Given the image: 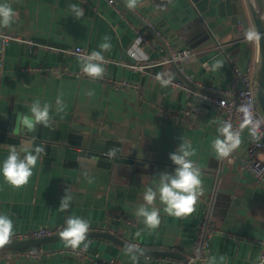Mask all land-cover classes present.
Returning a JSON list of instances; mask_svg holds the SVG:
<instances>
[{
    "label": "crops",
    "instance_id": "crops-1",
    "mask_svg": "<svg viewBox=\"0 0 264 264\" xmlns=\"http://www.w3.org/2000/svg\"><path fill=\"white\" fill-rule=\"evenodd\" d=\"M221 1L137 0L136 5L170 42L194 50L195 55L186 62L188 73L202 83L230 87L234 70L217 43L226 45L227 49L233 41V24L227 12L221 13ZM4 2L18 16L10 27L0 31L14 33L36 44L19 40L9 43L0 66V111L15 110L30 115L35 101L41 106L49 104L53 124L88 126L102 139L120 141L127 151L132 148L140 158V165L134 169L125 164L117 169L87 162L75 166L68 159L42 154L26 185L14 187L0 175V214L13 221L12 232L41 225L65 227L67 217L76 216L89 222V230L109 231L102 229L112 227L110 233L134 245L173 250L188 256L198 224L208 212L211 221L223 230L212 239L208 264H220L221 256L225 258L223 264H256L261 247L255 239H264V184L238 160L228 162L214 150L213 141L218 137L223 139L218 132L223 124L221 111L213 107L204 110L192 102L190 95L195 89L171 83L162 86L156 79L159 74L162 79L180 80L176 66L164 68L155 64L144 70L131 66L146 60L156 63L168 54L154 33L146 31L155 49L146 43H137L133 29L106 0H0ZM72 4L84 9L82 19L72 16ZM232 10L241 20L244 35L247 30L255 31L248 0H232ZM128 16L139 24L137 17L130 13ZM245 23L247 29L242 25ZM105 37L109 39L105 41ZM104 42L110 43L111 48L102 51L103 75L135 82L139 84L138 90L115 89L103 79L79 75L83 58L46 47L83 46L92 53L101 51L99 45ZM235 51H239V60L233 58L234 61L245 65L258 56L257 40L245 38ZM204 61L210 63V69L202 66ZM216 61H222L223 66L214 68ZM46 67L52 69L44 71ZM57 98L62 100L63 111H57ZM196 104L198 111L189 123L160 114L161 108L179 112ZM182 138L196 152L190 159L200 169L203 193L195 210L182 217L168 215L157 199L155 206L160 210L161 222L158 228L149 229L135 212L144 203L146 188L155 189L159 174L174 172L176 166L169 154L178 149ZM240 140L239 153L246 155L251 140L248 129L243 131ZM7 155L8 150L0 149V166ZM66 189H70L71 204L67 211H60ZM108 214L123 215L132 223L109 222ZM86 243V251L117 258L124 264H175L173 259L181 260L137 252L138 259L133 261L124 246L106 237H87ZM39 246L58 249L66 244L58 239ZM79 248L84 249V245ZM0 264L94 263L81 261L72 254L57 253L38 258L0 259Z\"/></svg>",
    "mask_w": 264,
    "mask_h": 264
},
{
    "label": "built area",
    "instance_id": "built-area-1",
    "mask_svg": "<svg viewBox=\"0 0 264 264\" xmlns=\"http://www.w3.org/2000/svg\"><path fill=\"white\" fill-rule=\"evenodd\" d=\"M106 1L108 5L112 7L115 12H117V14L133 29L137 37V43H146L152 49H155V43L151 41L150 38H148V33L146 32L150 31L154 33V35L162 42V44L166 47L168 51V54L163 57V59H161L159 62L155 63L146 60L140 64H133L131 65L132 67H139L141 70H144L145 67L155 64H159L164 68H173L174 66H176L178 74L180 76V80L171 79L170 83L172 85L188 89H194L193 86H196L205 90L203 98L209 101L210 107L221 111L223 123H230L232 125L233 131L240 132V137L243 131L245 129H248V132L251 136V140L246 152L247 154L241 155L239 153L238 147L230 154L229 157H226V159L228 162L238 160L241 163L242 167L252 171L255 174L257 180L260 183L264 184V116L258 107L256 97L255 82L257 72V57L248 60L245 65H240L239 63H236L234 61L232 55L229 53V51H227L226 45L218 42L217 48L220 50L221 53H223L227 57L229 62H231L232 64L234 70V80L230 87L214 85L213 83H202L197 80L193 74L188 73L186 70V62L189 61L195 55V52L192 48L188 46H182L178 43L170 42L167 35H165V33L156 25V23L149 19V17L145 15L137 5L134 9H130L126 5V0ZM129 13L138 18L139 24L134 23L131 18H129ZM12 40L27 41L31 45L36 44L32 40L23 38L14 33L0 31V66L3 65L6 49ZM46 47L50 50H56L61 53H70L80 58L86 57L91 54L83 46L61 48L52 45H47ZM132 54H135V51H133ZM178 61H183V63L177 64ZM202 66L207 70L210 69V63L208 61H204L202 63ZM51 69V67H46L43 70L49 71ZM64 70H66V68H64ZM78 74L83 75L85 77H89L82 70H80ZM96 79H103L107 81L115 89H139V84L124 78H112L103 75L102 78ZM240 81L244 84V87L238 89V83ZM194 91L197 92L196 89ZM140 98L143 97L141 96ZM242 106L249 107L252 119V123L243 128H241V124L243 123L245 116L244 113L240 111V108ZM198 108V104L185 107L179 112L164 110L161 108L160 114L164 117H169L178 121L189 123L191 122V116L194 112L198 111ZM253 127H256V136H253L251 133V129ZM200 199L207 203L210 202V199L206 200L202 197H200ZM209 216L210 215H208V212L205 213V215L202 217L201 221L198 224L197 235L192 244L191 251L188 254V260L183 261L173 259L172 261L175 262V264L209 263L212 239L215 235H218L223 232L222 229L218 228L211 221ZM107 220L109 222L117 221L132 223V221H130L128 218L119 214H108ZM63 228L64 227L62 225H41L26 231L12 232V235L10 236L8 241H17L22 239L51 236L60 233ZM102 230L112 231V227H106ZM237 236L240 238L242 237V235ZM255 241L261 247L260 256L256 264H261V260L264 259V239H255ZM57 253L72 254L77 256L81 261H87L94 264H124L121 260L117 258H105L98 253H90L83 248L72 249L68 246L58 249H44L39 245L19 249L0 248V259L9 260L13 258H38L42 255H52Z\"/></svg>",
    "mask_w": 264,
    "mask_h": 264
},
{
    "label": "clouds",
    "instance_id": "clouds-1",
    "mask_svg": "<svg viewBox=\"0 0 264 264\" xmlns=\"http://www.w3.org/2000/svg\"><path fill=\"white\" fill-rule=\"evenodd\" d=\"M137 0H126V5L130 9L136 7ZM72 16L76 20H80L84 16V9L76 4L70 5ZM18 13L14 11L10 4L4 2L0 3V28H7L12 25ZM247 39H259V33L253 30H247L245 32ZM109 38L105 37V41ZM101 51H93L90 55L83 57L82 71L92 78H102L105 72L104 56L102 51H108L111 48V44L108 42L101 43L99 45ZM223 66L222 61H216L214 68H220ZM156 79L162 86H167L171 82V78L162 79L158 74ZM58 107L57 111H63L64 105L60 98L56 101ZM51 106L44 104L41 106L39 101H35L30 108V115L20 113L17 115L16 121L23 125L27 130L32 131L36 125H42L44 127L49 126ZM240 111L244 113L245 119L241 124V128L248 126L252 123L251 113L248 106H242ZM218 132L223 137L216 138L213 141V148L217 155L220 157H229L230 154L239 147L240 132L233 131L232 125L228 122H224L219 127ZM253 136H256V127L251 129ZM43 151L39 146H35L32 141H22L18 146L10 145L8 147L7 158L0 166V175L14 187H22L26 185L29 178L32 176V169L36 166L38 156ZM114 151L109 152V156H114ZM196 152L192 148L191 143L184 141L179 145L178 149L169 154L170 160L176 166L172 173H160L159 182L155 189L153 187L146 188L143 194L144 203L139 205L135 215L138 218H142L143 223L149 229H156L160 225V210L155 206L157 199L163 204L164 212L170 216L182 217L184 215L191 214L195 210V204L198 201L203 190L201 187L202 181L200 179V169L194 164L190 157L195 156ZM87 176V173L84 174ZM89 179V183H91ZM70 189L65 190V195L60 201L59 210L67 211L70 207L72 197L69 195ZM90 228V224L87 220L69 216L66 219V226L60 232L62 240L66 246L76 249L81 244L84 245V249H87L86 243L87 234ZM13 221L4 214H0V246L8 242L12 235ZM139 232L137 236H139ZM125 252L129 254L133 261H137V252L140 250L136 245H125ZM142 254V253H141ZM216 261V258H212ZM224 257L219 258L220 264H223ZM261 264H264V259L261 260Z\"/></svg>",
    "mask_w": 264,
    "mask_h": 264
},
{
    "label": "water",
    "instance_id": "water-1",
    "mask_svg": "<svg viewBox=\"0 0 264 264\" xmlns=\"http://www.w3.org/2000/svg\"><path fill=\"white\" fill-rule=\"evenodd\" d=\"M255 32L259 33L257 56V72H256V97L257 104L264 116V3L263 0H248ZM220 11L223 14L227 12L232 19L233 24V41L227 45V51L233 53V58L239 60V51L241 42L246 38L241 31V20L237 13L232 10V0H222L220 3ZM245 29L247 24H242ZM244 87L240 81L238 89ZM197 92H192L190 100L200 104L204 110L210 107L209 101L203 98L205 90L193 86ZM20 114L15 110L0 111V149L8 150L10 145H19L22 141L30 140L34 147L39 146L43 151L39 154L52 155L59 158L70 160L71 164L78 166L79 162H87L102 167L119 168L122 164L128 165L131 169L140 165V158L132 148L125 150L124 145L120 141L102 139L90 127L70 124H53L49 122V126L36 125L34 130L29 131L21 125L17 119ZM114 151V156H109V152ZM87 237H106L125 247V245H134L125 239L110 233L109 231L89 230ZM62 239L60 233L40 238H29L17 241H8L0 248L19 249L31 246H38L50 241ZM140 253L149 255H158L165 257L179 258L183 261L188 260V256L173 250H151L136 245Z\"/></svg>",
    "mask_w": 264,
    "mask_h": 264
}]
</instances>
